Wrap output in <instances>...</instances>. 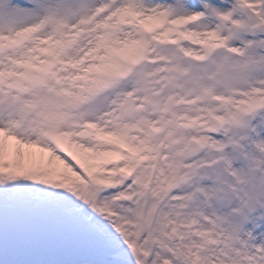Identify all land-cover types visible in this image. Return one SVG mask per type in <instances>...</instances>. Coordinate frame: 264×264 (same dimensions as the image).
Here are the masks:
<instances>
[{"label":"rangeland","instance_id":"obj_1","mask_svg":"<svg viewBox=\"0 0 264 264\" xmlns=\"http://www.w3.org/2000/svg\"><path fill=\"white\" fill-rule=\"evenodd\" d=\"M104 1L0 0V35L39 23L42 27L20 46H8L0 52V133L9 151L19 148L18 152H22L17 159L9 153L6 161L0 158V183L7 179L10 184V189L0 191V220H3L0 253L12 252L8 264H64L70 259L64 254L74 244L72 231L79 228L82 240L92 231L100 239L97 244L91 240L85 242L86 253L80 258L91 256L98 263L264 264V103L244 116L235 114L238 100H258L264 92V33L250 37L254 29H246L247 26L235 33L236 24L232 20L226 27L225 36L229 41L225 46L199 61L196 56L199 57L201 46L193 56L177 51L189 45L180 41L183 33L204 21L180 30L171 41L163 43L161 37L170 35L167 28L154 34L152 41L147 40V53L129 78L111 83L107 89H89L91 78L96 75V58L108 45L127 41L120 36L103 40V34L96 31L87 49L89 53L94 52L92 62L77 73L75 68L65 64L68 53L79 50L88 37L81 22L88 20ZM240 1L232 0L230 4ZM133 2L144 9L146 17L162 14L167 7L176 10L178 16L193 10L192 6L201 8L205 4L216 11L230 9L228 6L218 9L215 1L206 0H159L158 8L150 11L145 8L146 4H154L156 0L122 4ZM113 6L98 19L107 22L109 16L119 13ZM243 17L239 16L240 23L248 25L250 22ZM67 19L74 22L72 28L65 29ZM79 29L83 30L81 36L76 33ZM241 38L242 44L234 45L233 42ZM42 60L55 62L45 75L39 70ZM68 63L74 65L75 58ZM29 64H33L31 75L26 72ZM85 68L88 70L83 85L78 81L77 86L72 87L74 78L85 72ZM122 87L125 93L114 97ZM127 96L136 99L128 101ZM111 97H114L112 103L116 100L113 104H119V109L123 110L115 111L116 119L120 120L117 131L104 137L105 132L97 125L99 116H103L101 104ZM221 101H227L229 106L220 108ZM194 115H203V121L193 123ZM222 115L216 131H204L211 117L221 118ZM166 121L176 130L175 137L186 143L187 152L179 153L176 149L154 153L152 145L141 137L142 132L147 133L148 127L154 125L164 127L159 134L161 138L166 131ZM181 121L189 126H181ZM127 123L139 129L128 135L129 144L145 147L144 151L128 163L123 161L114 167L102 168L96 162L93 167L91 161L97 160L107 148L95 147L90 155L88 151L94 148L86 140L92 137L94 142L104 139L112 144ZM53 131L70 141L74 158V148L85 144L88 157L85 162L78 156L76 159L89 175L80 176L71 158L59 157L60 162L74 171L70 181H81L90 187L80 190L77 197H71V191L63 189L66 180L59 178L56 183L55 172L46 169L49 160L44 149L49 144L45 135ZM10 136L15 139L14 143ZM17 141L18 146H15ZM100 150L95 157V152ZM142 157L145 161L128 175L127 168ZM101 161L103 163L102 158ZM31 162L35 167L29 166ZM114 171L126 177L121 190L113 187L101 191L102 188L89 183L90 179L118 180L119 177L112 174ZM20 173L26 174L25 179L27 176L34 185L48 181L45 191L32 196L20 182ZM101 194H113L119 199L117 210L132 224L129 241L132 232L138 229L144 239L139 250L133 242L126 257L111 256L114 249H123L117 232L111 235L99 224L101 233L86 229L96 220ZM120 194L123 197L119 198ZM138 240L139 237H133V241ZM98 248L107 251L108 256L97 255L96 252L101 253Z\"/></svg>","mask_w":264,"mask_h":264},{"label":"bare ground","instance_id":"obj_2","mask_svg":"<svg viewBox=\"0 0 264 264\" xmlns=\"http://www.w3.org/2000/svg\"><path fill=\"white\" fill-rule=\"evenodd\" d=\"M98 1L99 0H94V3L98 2ZM116 1H117L116 9L120 8L123 2H127V1L140 2V0H116ZM158 1L159 0H156V2L154 4L147 3L146 4L147 6L145 8L148 11L157 9L159 6ZM206 1L207 2H210V1L214 2L215 1L216 2L215 4H216V6H218V9L224 8L226 6L230 7V12L235 13V15L233 17V22H234V24H236V26L234 27L235 33L239 32L241 29L245 28L246 26H247L246 29L248 27H252L254 29V34L251 35L250 37L264 33V8L262 7V3L264 0H242L237 5L235 3L233 5H231L230 3L232 2V0H226V1L206 0ZM241 2H243L245 5H243ZM239 10L244 12L246 19L248 20V22H250L248 25L240 23V19L238 16ZM249 11H251V15L249 14ZM174 12H175V14L178 13L176 10H174ZM212 17L205 19L204 22L202 21L203 23L199 27H196V28L194 27L193 29H187L183 33V35L180 38V41L183 40L185 42H188L189 45L185 46V47L184 46L180 47L179 50L177 51L178 54L184 53L188 56L194 55V53L199 48V46H202V43L204 41H206L209 37L207 34L208 28L215 21ZM166 20L167 19H165V22L161 28H152L150 30V32L147 34V36L149 37V42L152 41V37L154 34H157L161 31L164 32L167 30ZM67 22H68L67 23L68 25L65 26V29L66 28H68V29L72 28L75 25L74 22H72V20L67 19ZM105 22L106 21L103 18L97 19V18H93V17L89 18L88 20H83L81 22V24L85 25L84 28L86 29V34L88 37L84 40V42L81 45V48H79V50H72L68 53V59L65 62V64L67 66H72L73 69L75 68L76 73L78 71H80V69H82L84 67V65H87L88 63H90V61L92 62V59L94 57L93 56L94 52L92 51L89 53L87 49H89L90 44L92 43V41H94V35H96L95 34L96 31L103 34L104 38L110 37V34L106 31L107 29L105 31L103 30ZM241 22H242V20H241ZM198 23H201V21L194 23L193 26L197 25ZM132 27L128 26L121 31H116L115 36H120L122 38H126L129 33L131 36H135V34L139 33V30H138V28L136 30L135 28H132ZM187 28H189V26ZM243 30H245V29H243ZM233 37H234V35L232 34V38ZM177 42H179V41H177ZM242 42H243V39L241 38L240 40H236L233 43H234V45L238 46V45H241ZM182 43H184V42H182ZM105 44H103V46ZM201 50H203V49H201ZM101 56H100V58H101ZM71 58L72 59L75 58V64L74 65L68 63V60ZM80 61H81V63H80ZM95 63H96V60H95ZM86 68H85V72H83L82 74L81 73L77 74V76L74 78L73 83H72V87H76L78 81L83 85V83L86 79V76H87L86 71L90 67H88L87 70H86ZM141 86H142V84H140V87ZM123 90H125L124 87L120 88L118 90V92L115 93L114 97H117L118 95L120 96L121 94H124L125 91L123 92ZM120 92H122V93L120 94ZM114 97H111L110 99H108L106 101H103V103L101 104V107H102L101 113H103V116L102 117L99 116L100 119H99V124L97 125V127H98V129H102V132H105L104 137H110L112 134L114 135V133L117 131V129H118L117 125H118V122L120 120L116 119L117 114L115 111H116V109L119 111L123 110L122 108L119 109V106H120L119 104H117V103L115 105L113 104L116 100L112 103V99ZM262 97H264V92L262 93L260 98H262ZM135 99H136V97L133 98V97L127 96L128 101H135ZM240 100L251 101L254 99H252V98L251 99L250 98H241ZM240 100H238L237 103ZM226 102L227 101H225V102L221 101L220 108L229 106L228 105L229 103H226ZM247 105H248V103L244 102V106H247ZM121 106H123L122 103H121ZM200 110H203V109L200 108ZM203 115H200V116L202 117ZM196 116L194 115L192 117L193 123H197L198 121L201 123L203 121L201 119V117H199V115H196ZM187 122L190 123V120H188ZM166 123H167L166 124V131H165V134L161 138H159V134H161V132L164 131V127H162L161 130H159V129L155 130L157 126H154V125H151L148 127L152 130L151 132L149 130L147 133L142 132L141 137L146 141V143H148V144L150 143L152 145L154 153H161V152H165V151L167 152V151H172V150L175 151L176 149L177 150L179 149V151H180L179 153L187 152L188 149H187L186 143L184 144L181 140H179V138L175 137V134H177L175 132L176 130L171 126L169 121H166ZM180 123H185V121H181ZM130 125H132V124L127 123V124L123 125L124 126L123 131L121 129L120 133L123 132L124 136L135 134L137 131L136 129L128 131L131 129ZM10 139H11V136H10ZM91 139H92V137L90 139L86 140V143L93 146V148H94V150H92V151L89 149L90 152L88 151V153H90V155H92L94 153L95 147H98V149H104L106 147L107 151H104V152H109L110 150H112V152H116V159H118L119 161L124 160L125 163H128V162H130V160L136 158L138 150H137V152H135L136 150H131V147H132V149H137L138 146L141 147L140 145L137 146V145H133L130 143L131 146H128L127 151L125 153H123L122 150H119L120 148H116L115 146L112 147L111 144L109 143V140L105 141L104 139H102V140H104L102 142V140L98 141L95 138L96 141L94 142ZM71 145L72 144L69 145V149H68V151H70V153H71ZM15 146H18V141L15 143ZM85 148L86 147H85L84 143H81V144L77 145V147L74 148L75 149L74 153L76 154V156L75 155L74 156L76 158L78 156L84 162H85V159L88 157L87 151H85ZM144 148L145 147H143L141 149V152L138 154H141L144 151ZM87 149H88V147H87ZM147 149H149L148 146H147ZM18 150H19V148H14V152L11 153L9 151V148H7L4 137H2V134L0 133V158H3L2 160H4L7 157L6 155H8V153L13 155V159H17L20 156V153H22L21 151L18 152ZM100 152H101V150L95 152V154H96L95 157ZM128 152H130V153H128ZM27 153H31V152H27ZM72 156L73 155L71 153V157ZM111 156H113V155L111 154ZM59 157H61V156H58V155L52 153L48 158L49 163L47 164V166L44 164V166H46V169H49V170L55 172V174L57 176H55V175L54 176L58 177L56 179V183L59 181V178L62 180H66V182L63 184V189L70 190L71 191V197H77L80 190L84 189L85 187L86 188H90V187L85 186L84 183H82L81 181H77V180L76 181H70L69 178L74 176L73 175L74 171L72 170L71 166L66 167L62 162H60ZM62 158H65V157L62 156L61 159ZM105 160H106V156H105ZM111 160H113V157ZM4 161H6V160H4ZM28 164L30 167H32V166L35 167V163H33V162L28 163ZM42 164L43 163H40L41 167H42ZM76 164L82 165L79 162H76ZM105 165H102V168H105ZM113 165L114 164H112L111 166L114 167ZM111 166H108V167H111ZM23 171H24V169H23ZM13 172L14 171H12V173ZM0 173H1V171H0ZM20 175H21V177H19V180L21 179L20 182L25 184L26 190L29 193H31L32 196L35 197L38 193H43L45 191V189H46L45 186L47 184V181L45 184L40 183V185H34V184H32L31 180L27 179V176L25 179L26 174L22 175L20 173ZM67 180H69V181H67ZM89 183L92 186L96 185L98 188H100V189L102 188L101 191H108L109 189H112L113 187L115 189L121 190L124 187L123 180H116V178L110 179V180L98 179L97 181L95 179H90ZM41 184H43V185H41ZM59 184H61V183H59ZM8 189H10L9 181L7 179H3V182L0 183V191H2V190L6 191ZM121 197H123V194L119 195V198H121ZM116 198L117 197L115 195L113 196V194H112V196H103L102 194L100 195V197L98 198V201H97L98 204H100V206H98L99 208L96 207V208H98V210L95 212L96 220L94 221V219H93V223L90 226L86 227V229L91 228L92 230H97L100 233L103 232V230H104V231H107L111 235L113 233L117 232V236H118L119 240L121 241V244L123 245V246H121V248H123V249H118V250H117V248L114 249V252L111 254V256L114 258H120V257L122 258V257H126L129 255V252L131 251V249H129V248H131L132 244L134 245V243H135V242L133 243V237L137 236L140 233V230L138 229V230H136V232L135 231L132 232L131 241H129L128 238L130 236V229L132 228V224L128 223L127 217L122 216L120 214V212L117 210V208L119 207L117 201L119 199H116ZM99 216H101V218H103V219L101 220L99 218ZM0 223H3V220H0ZM98 224L100 227H103V230L98 229V227H97ZM138 241L139 242H136L137 250H139V248H140V243L144 241L141 234L139 235ZM12 246L15 247L16 246L15 243H12ZM98 251H100L101 253L96 252L97 255L103 254V255L108 256V254H109L107 251H103L100 248H98ZM4 253L5 252H2L0 254V257H4ZM80 257L81 256L70 257V259L68 261H66V263H64V264H105V263H98V260L91 257V256H87L84 258H80ZM3 264H5V262ZM110 264H119V263H113L112 262Z\"/></svg>","mask_w":264,"mask_h":264},{"label":"water","instance_id":"obj_3","mask_svg":"<svg viewBox=\"0 0 264 264\" xmlns=\"http://www.w3.org/2000/svg\"><path fill=\"white\" fill-rule=\"evenodd\" d=\"M80 233L81 231L77 229L73 232L74 241L76 243L74 251H72L69 255H78L83 253V242H80ZM92 239L93 241H97V237L94 234H87L86 240Z\"/></svg>","mask_w":264,"mask_h":264}]
</instances>
